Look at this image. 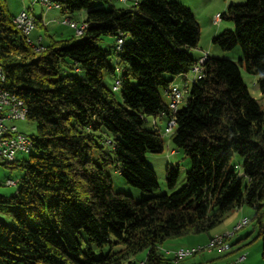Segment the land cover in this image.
<instances>
[{"label":"trees","instance_id":"1","mask_svg":"<svg viewBox=\"0 0 264 264\" xmlns=\"http://www.w3.org/2000/svg\"><path fill=\"white\" fill-rule=\"evenodd\" d=\"M52 1L63 15L87 10V28L80 39L50 37L38 53L0 0L6 87L25 101L36 127L30 158L9 166L25 176L15 194L0 196V213L11 222L0 220V264H136L144 252L145 264H173L162 252L165 241L208 234L243 205L255 210L264 258V107L241 72L257 75L264 101V0L221 14L234 28L213 43L223 50L239 45L242 58L208 54L203 77L183 81L187 99L173 114L170 139L191 159L186 184L138 202L113 190L108 167L144 192L159 188L145 156L164 150L156 118L169 122L172 111L162 91L197 63L199 23L177 1L138 0L126 8L111 0ZM96 1L107 8H94ZM105 36L115 38L114 50L99 46ZM104 73L120 80L122 104ZM147 117L155 129L146 127ZM178 174L179 166L168 168L170 187ZM82 233L99 255L89 245L83 249Z\"/></svg>","mask_w":264,"mask_h":264},{"label":"rangeland","instance_id":"2","mask_svg":"<svg viewBox=\"0 0 264 264\" xmlns=\"http://www.w3.org/2000/svg\"><path fill=\"white\" fill-rule=\"evenodd\" d=\"M7 3L8 12L12 15L20 13L23 9L28 11L31 10V4L33 0H5ZM112 3L119 8H126L134 4L138 0H111ZM170 1H177L183 3L187 7H189L193 14L195 15L199 26H200V41L198 47H202L204 52L212 55L213 57L238 61L242 58V49L238 45L231 50H223L219 45L213 43V38L222 34L226 30H230L234 28V24L232 21L228 19H222L219 24L214 23V17L216 14H223L227 12V9L231 5H243L246 4L248 0H170ZM94 8H107V5L101 1L93 2ZM35 11V15L38 18H45L46 26L42 25L41 23L37 24L36 28L33 30L29 39L34 41L35 44L38 43V38L40 36L43 37L44 43L48 44L50 41V37L54 39H61V38H69L75 37L76 39H80L75 32L68 26L63 25L62 22L66 18H71L72 20L82 23L87 18V10L76 11L72 15L66 14L63 15L58 9H52L48 11L44 9L41 10L39 5L33 6ZM47 32V34H46ZM116 40L113 36H105L103 37L100 42L99 46L106 50H114L115 49ZM197 52V51H196ZM195 54V52H193ZM204 54V53H203ZM112 65L116 68H119L121 63L119 64L117 61L113 60ZM122 66V65H121ZM242 77L248 90L252 97L262 106L264 107L263 96L260 91V87L258 84L257 75L249 73L246 71L245 68L241 69ZM119 73V71H118ZM189 80H191L195 74L191 71L187 74ZM166 79L171 77V75L165 73L163 75ZM179 78V77H178ZM180 85V88L183 89V83L181 82V78L177 81ZM181 82V83H180ZM104 84L114 90L115 84V77L108 73H104ZM114 96L118 103H123L121 97V88L118 90H114ZM162 97L164 102L169 105L170 100L169 97L162 91ZM187 96L184 98L183 103L186 101ZM148 121L146 122V127L149 129H155L154 125V118L147 117ZM157 120V129L161 133L164 139V150L159 153H146V161L148 165L155 171L159 188L153 190L151 193L144 192L137 187H134L127 183V181L123 178L120 173L119 169H116L113 166H109L108 170L111 175L112 179V188L117 193H122L124 195H129L134 198L136 202L141 201L144 197H149L151 195H169L173 192L179 191L187 182V173L191 169V159L186 157L182 151L176 149L174 144L171 142V134L165 133V129L168 125V117L162 115ZM10 125H14L18 128V131L28 135L33 136L36 134V127L33 122L29 119L26 120H18L9 122ZM175 129V128H174ZM174 132V131H173ZM110 147L108 146V151ZM174 151V152H173ZM30 158V154H25L22 152H18L16 155V159L18 161L28 160ZM8 163V166H5V163ZM12 162V161H11ZM10 161L6 159L0 158V196H11L15 194L18 186H6L5 183L8 179L19 180L25 176V172L20 168L12 169L9 166L11 165ZM237 162V159H236ZM179 166V174L178 180L174 187H170L168 183V175L167 170L170 167ZM255 214V210L248 206L243 205L241 208L236 209L229 216L225 219L222 225L217 227L216 229L212 230L210 233H205L201 235H192L190 238H195V240H200L201 237H204L205 240L209 239L210 235L217 234L221 231L228 230L229 223L232 221H236L235 225L230 228V230H234L235 226L241 221L244 217L249 218L250 222L249 225L245 228L241 229L240 231L236 232L230 239L231 244L233 247L224 251L222 253L218 248H215L213 254H209L207 250H203L200 254H195L196 257L191 259H185L183 264H236L237 260L241 256H245L243 263L241 264H264L263 258V238L259 237V226L256 225L255 222L252 221V218ZM0 220H5L8 223H11L10 220L2 213H0ZM225 231L224 233H227ZM231 231V232H232ZM222 233V232H221ZM218 235V234H217ZM82 247L83 249H87L89 245L92 247L97 254L99 255L97 247L92 244L88 243V240L84 233H82ZM184 238L178 239H170L167 242H173L177 240H184ZM188 243L189 240H186ZM163 245V244H162ZM161 245V247H162ZM180 250V249H179ZM178 251V250H177ZM234 252V253H233ZM167 257V256H166ZM146 258V252L137 256V259L142 261Z\"/></svg>","mask_w":264,"mask_h":264},{"label":"bare ground","instance_id":"3","mask_svg":"<svg viewBox=\"0 0 264 264\" xmlns=\"http://www.w3.org/2000/svg\"><path fill=\"white\" fill-rule=\"evenodd\" d=\"M48 0H34L32 1L31 6L33 7L36 4H42V6L47 9L48 11H50V4H44V2H47ZM31 7V8H32ZM54 9H60V5L58 3L55 2V6ZM20 18H26L27 20V26L28 28L33 30L36 28V19L35 17L32 15L31 10L28 11L26 9H23L20 13H18ZM69 19V18H68ZM70 21H72L73 26H81V24L84 26V28L81 29V37L84 35V32L87 28V24L85 22L82 23H78L74 20L69 19ZM65 21V19L63 20ZM222 20L219 21V23ZM13 23L16 26V28L18 30H20L28 39V43L33 46V48L35 49L36 52L40 53L42 51L45 50L44 47V43L43 42H38L37 44H35V42H33L32 40L29 39L28 36V29H25L23 27V24L18 21L16 18L13 19ZM39 40L43 41L42 36L39 37ZM123 45V40H118V50H121V46ZM203 77V74H202ZM8 83V78L6 76V73L4 71V68L0 65V92L4 94L5 97L7 98H3V107H4V113H10V115H18L20 116V120H26L28 118V108L27 105L25 103V101L20 98L18 95H16L14 92H12L9 88L6 87V84ZM120 87V80L118 79L116 81V90H118ZM114 90H115V86H114ZM184 94L183 90L180 88V86H174L173 88V96H169V98L171 99L170 102V109L172 111V117L169 119L170 120H175V118L173 117V114L176 113L179 109V106L182 104V102L178 103L177 107L175 106V102L173 98H181L182 95ZM176 124V121H175ZM173 131H170V133H172ZM21 140H26L27 142V147H26V152H22L25 154H29L32 151V139L30 136L25 135L23 133H21ZM18 180H16L15 185L17 186L18 184ZM246 217H244L243 219H245ZM250 220H244L243 221V226L241 229L245 228L246 226L249 225ZM240 230H237L236 232H238ZM235 233H233L231 235V237L234 235ZM222 234L216 235L215 237H213L209 244L206 247H200L197 250H191L189 251V254H187L186 256H180V258H174L173 259V264H179L180 262H182L185 259L191 258L193 256H195L196 253H199L201 251H203L204 249H213V248H218L220 251H226L227 249L231 248V244L229 243V239H231V237H223V241H219L218 237H221ZM245 259V256H241L237 261L243 260ZM136 264H145V261H140Z\"/></svg>","mask_w":264,"mask_h":264},{"label":"built area","instance_id":"4","mask_svg":"<svg viewBox=\"0 0 264 264\" xmlns=\"http://www.w3.org/2000/svg\"><path fill=\"white\" fill-rule=\"evenodd\" d=\"M122 1H126V0H122ZM44 4H50V10L54 9L55 2H53L52 0H48L47 2H44ZM15 18L23 24V27L25 29H28V36H30L32 33V29L28 28L26 18H20L19 14H17ZM220 20H222V15L216 14L213 20L214 23L219 24ZM62 24L70 27L78 37H81V29L84 28L82 24L81 26H73L72 21H70L68 18H66L65 21L62 22ZM120 40L122 39H119V41ZM38 42H43V41L39 40L38 38ZM207 58H208V54L204 53L203 56L197 61V63L192 67L191 71L195 74V76L191 80L186 79L188 80V83H192L193 81L202 78L203 64L206 62ZM174 86H179V85L172 84L169 87V89L166 91L167 96H173ZM115 90H116V83H115ZM3 98H7V97H5L4 94L0 92V158L6 159L11 162V161H15L18 152H26L27 142L26 140H21V134L18 131V128L14 125L9 124V122L20 120V116L19 114L10 115V113H4ZM173 99L175 102V106L177 107L178 103L183 102L184 94L182 95L181 98H173ZM174 128H175V120H170L165 129V133L169 134V132L173 131ZM15 182L16 180L8 179L5 185L9 187L14 186ZM244 220H249V218L242 219L235 226L232 232H227L225 234H222L221 237H218L216 239H218L219 241H223V237H231V235L233 233H236L237 230H241ZM200 247L201 246L196 248H182L174 252L173 254L174 258H180V256H186L187 254H189V251L197 250ZM243 260L237 261L236 264H241Z\"/></svg>","mask_w":264,"mask_h":264},{"label":"crops","instance_id":"5","mask_svg":"<svg viewBox=\"0 0 264 264\" xmlns=\"http://www.w3.org/2000/svg\"><path fill=\"white\" fill-rule=\"evenodd\" d=\"M36 5H39V7L41 8V10L42 11H44V7L42 6V5H40V4H36ZM36 5H34V6H36ZM51 11V10H50ZM60 11V10H59ZM31 13H32V15L36 18V19H38V17L35 15V11H34V8H31ZM18 14V13H17ZM17 14H15V15H17ZM219 14V13H218ZM38 22H40L42 25H44L45 27H47L46 26V22H45V18L42 16V18H41V21H40V19L38 20ZM84 22V21H83ZM46 34H47V32H46ZM48 35V34H47ZM41 37V36H40ZM43 38V37H42ZM43 41H44V39H43ZM44 43V42H43ZM197 51V52H196ZM193 52H195V54L193 53ZM193 56L196 58V60L198 59H200L202 56H203V53H205L204 52V49H202V47H197L196 49H194L193 50ZM210 56H212V55H210ZM179 78H181V82L183 83V81L185 80V79H189V77H188V75L187 76H185V77H179ZM179 78L178 77H175L174 79H173V83H175V84H178V80H179ZM180 82V83H181ZM169 100H171L170 98H169ZM174 152V151H173ZM235 220L234 221H232V222H230L229 223V227H226V228H229V231L228 230H225V231H228V232H231L232 230H230V228H232L234 225H235ZM239 223V222H238ZM225 231H221V232H219V233H217L218 235L219 234H225L224 232ZM217 234H214V235H210L209 236V239L208 240H205V238L204 237H201L200 238V240H195V238H190V236H188L187 238H185L184 240H177V241H173V242H167V241H165L164 243H163V245H162V247H161V249H162V252L163 253H165V255L167 256V258H169L170 260H171V262H173V259H174V252L175 251H177V250H179V249H182V248H196V247H199V246H201V247H206L208 244H209V242H210V240L213 238V237H215ZM186 240H189V242L190 243H188ZM229 241V243L231 244V241H230V239L228 240ZM231 247H233V244H231ZM204 250H207L208 251V253L209 254H213L214 253V251H216L215 250V248H213V249H204ZM223 253H225L224 251H222V253H220V254H223ZM234 253V252H233ZM198 254H200V252L199 253H197V255ZM194 257H196V256H193V257H191V258H194ZM191 258H188V260L189 259H191ZM186 261H187V259H186ZM185 262V260H183L182 262H180L179 264H183ZM243 263V262H242Z\"/></svg>","mask_w":264,"mask_h":264}]
</instances>
